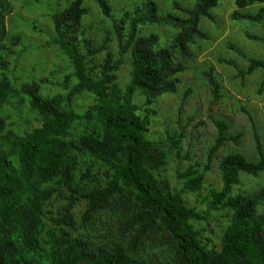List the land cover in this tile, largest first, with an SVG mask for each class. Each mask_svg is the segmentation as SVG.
Returning a JSON list of instances; mask_svg holds the SVG:
<instances>
[{"label": "trees", "instance_id": "1", "mask_svg": "<svg viewBox=\"0 0 264 264\" xmlns=\"http://www.w3.org/2000/svg\"><path fill=\"white\" fill-rule=\"evenodd\" d=\"M64 1L40 2L48 32L31 22L64 60L36 79L15 50L34 43L8 33L14 4L0 0V264H264V135L256 117L239 106L255 154L219 158L222 186L197 204L189 196L201 197L217 153L242 133L214 118L208 161L179 171L177 184L166 173L175 155L189 160L180 154L186 133H152L156 104L177 94L184 78V100L196 84L222 100L217 63L234 69L228 80L240 78V86L259 71L264 95V58L252 51L264 44V0H234L229 17L241 33L226 38L230 56L216 64L206 56L224 30L212 34L209 24L223 25L216 14L223 0Z\"/></svg>", "mask_w": 264, "mask_h": 264}, {"label": "rangeland", "instance_id": "2", "mask_svg": "<svg viewBox=\"0 0 264 264\" xmlns=\"http://www.w3.org/2000/svg\"><path fill=\"white\" fill-rule=\"evenodd\" d=\"M14 4L13 13L7 18L8 33L10 35L20 34L25 37L27 43L29 40L34 43L33 47L25 50L27 45H19L15 48L18 52L17 62L20 66L29 71V76H34L36 79H40L43 76L48 75L49 71L56 65L64 63L62 58L57 57L55 48L46 47L48 45L49 37L39 34L38 27L34 30L30 25L31 22L36 21L39 25L48 30H51L49 22L45 19H40L42 10L48 8L46 3H40L43 0H39V3H35L34 6L28 5L30 0H12ZM51 3L57 4L58 1L64 0H50ZM65 3V1H64ZM26 5V6H24ZM93 9H96L93 7ZM235 10L234 0H223L222 5L217 8L216 14L218 20L223 23L220 27L215 24H209V32L216 33L219 30H224L217 36L214 42L211 43L208 51H211L206 58L212 59L215 64L216 58L228 55V52L224 49V46H228L231 42L226 39L231 32L234 34L241 33V26L238 23L233 22L229 15ZM23 40V39H22ZM28 46V45H27ZM221 46L222 48H219ZM254 54L260 58H264V44L255 43L252 46ZM201 62L203 59L201 58ZM243 62L240 64L242 66ZM218 72L222 74L224 80V96L222 100L215 101L213 95L209 93L199 84L195 85V92L184 100V94L188 86V79L184 78V86L180 88L177 94H169L156 104L159 109L158 116L154 119L152 126V133L155 135H164L167 127L171 130L185 131L186 136L182 144L183 156L187 155L189 160L180 161L177 159V155L171 160V165L166 173L168 178L173 184L178 183V172L184 170L190 164H196L198 166H204L208 161L209 148L213 144L217 129L213 123V119L223 118L230 122L231 135H237L242 133V138L239 144L234 142L226 143L225 146L217 153L214 162L211 164L212 168L206 175V182L201 192V197H197L194 193L189 196V200L193 204L199 203L204 196L208 195L209 188H221V179L217 170V164L219 158L225 154L233 153L236 150L243 151L249 155L255 154V140L253 136L252 124L246 114H244L239 106H244L255 117L257 126L262 127L261 133L264 135V95H259L258 84L261 78L259 71L253 75L247 77L246 86L241 85V79L238 78L235 81H229L230 76L236 75V71L231 67L224 65H216ZM22 72V70L20 69ZM23 75V73H22ZM63 73L59 74V77H63ZM50 92H62L59 88L51 86ZM49 91V89H47ZM184 100V101H183ZM90 103L85 102V105ZM12 114L15 118L17 111L12 109ZM24 116V115H23ZM13 118V119H14ZM17 119V118H16ZM14 119V120H16ZM176 120L178 122H176ZM37 120H33L31 125H37ZM179 160V161H178ZM253 180V179H252ZM258 180V179H257ZM254 182V181H253ZM259 182V180H258ZM260 183V182H259ZM205 204H200L202 210H207ZM221 213H214L215 217L211 218L210 226L215 230L219 223L218 217ZM212 235V233H209Z\"/></svg>", "mask_w": 264, "mask_h": 264}]
</instances>
